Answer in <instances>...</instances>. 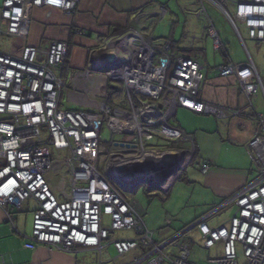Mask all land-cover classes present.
Listing matches in <instances>:
<instances>
[{"label": "built area", "instance_id": "built-area-1", "mask_svg": "<svg viewBox=\"0 0 264 264\" xmlns=\"http://www.w3.org/2000/svg\"><path fill=\"white\" fill-rule=\"evenodd\" d=\"M81 1L4 0L0 37L27 41L33 9L51 8L72 15ZM205 1L209 0H199L198 14L205 21L200 39L209 37L217 51L226 52ZM231 3L235 17L227 9ZM217 7L240 38L237 23L247 29L250 40L264 43V0H225ZM166 13L162 7L147 17L156 23ZM142 24L111 30L102 46L90 51L93 71L105 79L102 94L106 99L107 85L112 82L122 83L125 94L123 107L106 101L94 113L61 106L70 43L52 42L47 51L24 44L19 56L0 51V207L6 209L7 221L15 229V210L35 202L32 238L26 249L44 246L68 254L85 249L102 255L112 245L119 257L142 251L147 264H194L188 245L179 246L177 257L165 252L166 244L156 242L136 202L127 199L116 181L134 177L130 187L143 181L149 189L167 193L180 178L184 168L180 166L192 163L195 156L193 147L183 145L189 138L173 124L175 111L183 108L219 120L241 116L244 111L230 113L201 101L203 67L176 51L171 41L155 39L153 30ZM216 70L220 77L239 78L241 93L253 109L252 98L264 92L253 63L227 62ZM91 74L74 73L70 82L83 81ZM254 116L258 128L246 149L255 178L191 226L202 236L206 250L223 245V255L209 264H240L238 248L245 264H264V115ZM104 128L111 136L109 147L103 146ZM117 136L123 139L116 141ZM155 141L166 147L149 149ZM53 153L68 157L57 159ZM198 169L205 175L211 166L202 163ZM51 174L59 181L56 188L49 180ZM232 207L236 211L228 224L209 226L210 219ZM104 217L110 219L109 227ZM117 232H131L135 237L110 240Z\"/></svg>", "mask_w": 264, "mask_h": 264}, {"label": "crops", "instance_id": "crops-1", "mask_svg": "<svg viewBox=\"0 0 264 264\" xmlns=\"http://www.w3.org/2000/svg\"><path fill=\"white\" fill-rule=\"evenodd\" d=\"M224 1L209 0L208 2L205 1L204 5L223 43L227 46L226 52L217 51L209 37L200 39L205 21L198 14L201 10L199 0H82L77 11L72 15L51 8L33 9L30 13L32 23L27 41L15 40L17 50L2 52L19 56L24 44L47 51L52 42L70 43V53L63 72L66 88L61 96V106L64 109L94 113L99 105L109 101L108 96L106 99L105 95L102 94L106 87L103 74L94 72L91 66L90 51L101 47L111 30L137 28L143 22L148 21L150 22L148 28L153 30L155 39L173 41L178 50L185 49L188 51L179 52L185 57L196 60L203 67L204 81L200 90L201 101L224 108L230 113L237 110L244 111L241 116L233 115L221 120L198 115L183 108L177 109L174 113L173 124L189 138L183 145L186 148H194L195 156L190 166L194 164L197 156H201L202 159L204 157L202 163L211 166L208 174L201 173L204 188L210 190L214 196L210 205L211 208L202 216L204 217L252 181L254 175L256 176L246 145L257 132L258 124L254 114L264 115L263 91L252 98L253 109H249L248 99L241 93L239 78L236 76L220 77L216 70L227 62L240 66L253 63L264 86V43L250 40L247 29L241 23H237L238 26L242 27V30L239 28L241 38L238 36L229 20L217 7ZM230 1L241 2L244 0ZM3 2L4 0H0V8ZM145 7H149V9L139 19L140 14H137V11ZM162 7L167 9L162 20L155 23L152 18L148 19L147 15L157 12ZM228 7L230 14L235 17V5L231 3ZM190 8L197 9V13L192 14ZM181 12H183L182 15H180ZM199 22L200 24L203 23L202 29L197 26ZM178 26H181L182 29L177 34ZM79 31H84L85 35H79ZM84 71H91L92 74L83 81L73 84L70 82L74 73ZM250 79L251 77L248 80ZM107 86L109 89L111 83ZM201 134L207 135L208 138L201 136ZM207 153H220V156L222 153H228L231 160H225L222 157L225 160L223 161L219 156ZM190 166L181 172L179 181L183 178L185 181H189L187 172ZM49 180L53 184L55 181L54 174L49 175ZM173 186L167 194L171 193ZM31 204L35 205L36 209L35 202L28 201L23 208L15 210V229L7 221L6 209L0 207V264H103L102 259L104 257L107 259L106 261L109 260L108 258H112L110 264L145 263L142 261L143 253L141 251H133L128 255L119 257L115 249L111 251L112 245L106 247L102 255H99L95 250L85 249H80L77 254H68L44 246H38L35 250L26 249V245L31 243L35 209L31 212L33 213L32 217L23 214L24 212L30 213ZM227 210H231L233 215L236 211L235 207ZM233 215L217 226H210L211 220L215 217L210 219L208 224L212 228H218L228 224ZM202 217L189 226H184L182 230L172 229L159 233L156 242L166 244L165 252L171 257L179 255L180 245H188L191 250V262L200 264L197 254L194 253L195 240H200L203 246V239L198 231H196L195 236L189 235L190 231L177 238L173 243H168ZM114 234L112 233L110 237L113 240H120L114 239ZM168 247L174 248L172 253L166 251ZM212 250L218 253L217 258L223 255V245H217L208 251L212 252ZM113 252L116 253V256L111 255ZM211 259L216 258H209L208 262Z\"/></svg>", "mask_w": 264, "mask_h": 264}, {"label": "rangeland", "instance_id": "rangeland-1", "mask_svg": "<svg viewBox=\"0 0 264 264\" xmlns=\"http://www.w3.org/2000/svg\"><path fill=\"white\" fill-rule=\"evenodd\" d=\"M190 9L192 10V14H195V12L197 13V9L196 10L192 8ZM182 14L183 12L180 13V15ZM187 16L191 18V16L189 15ZM149 26H150V22L148 21L145 22L143 25V27L145 28H148ZM197 26H200V29H202L203 23L201 22L200 24L199 22ZM178 27L179 28L177 30V34L179 33V31L181 32L182 29L181 26ZM239 28L242 30V27L240 25ZM159 36H160V32H159ZM6 50L9 52H13L17 50L15 40L0 38V51H6ZM111 87L120 91V94L118 96L116 94L111 95L112 104L115 105L116 107H123L124 106L123 102L125 101L123 84L119 82H112ZM112 104H110V106H112ZM202 135L203 137L208 138L207 135L201 134V136ZM122 139L123 138L120 136L116 137V141H121ZM102 140H103V146L109 147L111 136L106 128L103 129ZM158 144L159 142L157 141L150 143L149 149L155 147H160V148L166 147V144H162V145H158ZM207 154L219 156L223 161H225L226 159L231 160V157L229 156L228 153H222V156H220V153H207ZM53 156L57 159H65L66 157H68V154L62 156L53 153ZM203 161H204V157L202 159L201 156H197L194 164L188 168L187 173L189 174V181H185L184 178L181 181L176 180L170 194L163 193L160 190L149 189L147 185H142L136 193H127L123 191V193L126 195L129 201L136 202L138 209L140 210L143 216V221L147 226V229L150 232L155 233L156 240L158 238L159 233L170 231L172 229L178 231L182 230L184 226L185 227L189 226L192 222L202 217L210 210L211 208L210 205L213 202L214 196L212 195V192L210 190L204 188L203 183L201 181L202 174L197 168V165L202 163ZM101 169H104V164L102 162H101ZM65 175L66 174L64 171L63 176ZM254 178L255 175L253 176L252 179ZM58 183L59 181H54L52 184L53 188H56L58 186ZM67 192H69V187L67 188ZM59 199L62 200V198ZM34 209H35V205L31 204L29 210L30 213L24 212L23 215L32 217L33 213L31 212ZM232 215L233 212L231 210H226L225 212L219 214L217 217L213 218L210 222V226L213 225L217 226L219 224H222L224 223L225 220H228ZM104 221L107 227L111 225V221L109 218L104 217ZM196 231H197L196 229H193L189 233V235L195 236ZM132 237L135 236L131 232H117L113 235L114 239H130ZM111 239L112 238L110 237V240ZM111 247H112L111 248L112 251L114 247L113 246ZM194 247H195L194 253L195 255L197 254V258L199 259L200 264H207L209 258L218 257V253L215 250H212L211 252L204 249L200 240H195ZM173 249H174L173 247H168L166 251L172 253ZM134 251H138V250H134ZM116 253L113 252V254L111 255L116 256ZM238 255L240 258V264H245V260L243 259L242 251L240 250V248H238ZM108 259L109 260L106 261L107 259L104 257V259H102L103 264L112 263L111 261L112 258L111 259L108 258ZM144 264H147V262H145Z\"/></svg>", "mask_w": 264, "mask_h": 264}, {"label": "water", "instance_id": "water-1", "mask_svg": "<svg viewBox=\"0 0 264 264\" xmlns=\"http://www.w3.org/2000/svg\"><path fill=\"white\" fill-rule=\"evenodd\" d=\"M189 162H187V163H184V164H182L181 166H180V170L183 168V169H186L188 166H189ZM134 177H132V178H127V179H125V180H123V179H121V180H117L116 182H117V184L121 187V188H123L124 190H125V192H127V193H136L137 191H138V189L143 185V181L142 182H140V183H138L137 185H136V187H130V186H132V182L134 181ZM135 182V181H134ZM193 230V228L192 227H190L189 229H187L186 231H184L183 233H181L180 234V236L179 237H182V236H184V235H186L187 233H189L190 231H192ZM179 237H176V238H174L173 240H171L168 244H170V243H173L177 238H179Z\"/></svg>", "mask_w": 264, "mask_h": 264}, {"label": "trees", "instance_id": "trees-1", "mask_svg": "<svg viewBox=\"0 0 264 264\" xmlns=\"http://www.w3.org/2000/svg\"><path fill=\"white\" fill-rule=\"evenodd\" d=\"M149 9V7H145V8H143V9H141V10H139V11H137V14L139 13V14H142V13H144V12H146L147 10ZM172 43H173V41H172ZM173 45H174V49L176 50V51H180V52H188V51H186L185 49H177V47L175 46V44L173 43ZM114 95V94H116L117 96L120 94V91H118L117 89H115V88H112V87H110L109 89H108V101H109V103L110 104H112V99H111V95ZM113 105V104H112ZM113 106H115V105H113ZM170 192V191H169ZM169 194V193H168Z\"/></svg>", "mask_w": 264, "mask_h": 264}, {"label": "clouds", "instance_id": "clouds-1", "mask_svg": "<svg viewBox=\"0 0 264 264\" xmlns=\"http://www.w3.org/2000/svg\"><path fill=\"white\" fill-rule=\"evenodd\" d=\"M193 162V161H192ZM192 163L190 162V164H189V166L191 165ZM183 170H185V169H183ZM171 189V188H170Z\"/></svg>", "mask_w": 264, "mask_h": 264}, {"label": "bare ground", "instance_id": "bare-ground-1", "mask_svg": "<svg viewBox=\"0 0 264 264\" xmlns=\"http://www.w3.org/2000/svg\"><path fill=\"white\" fill-rule=\"evenodd\" d=\"M233 195H234V194H233ZM233 195H232V196H233Z\"/></svg>", "mask_w": 264, "mask_h": 264}]
</instances>
